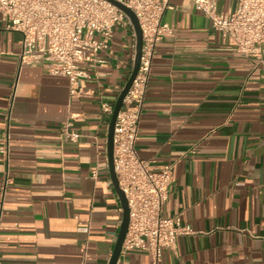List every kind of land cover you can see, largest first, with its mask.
Instances as JSON below:
<instances>
[{"label":"crops","instance_id":"0c3cea01","mask_svg":"<svg viewBox=\"0 0 264 264\" xmlns=\"http://www.w3.org/2000/svg\"><path fill=\"white\" fill-rule=\"evenodd\" d=\"M238 3L219 0V11ZM163 19L173 32L157 47L136 149L172 165L164 215L193 232L159 264H264V44L241 53L193 0H169ZM20 39L0 15V142L16 87L8 185L0 153V264H109L123 208L101 103H116L130 77L133 30L117 28L105 61L86 65L90 77L77 88L91 95L81 97L68 77L21 65ZM68 122L76 140L63 131ZM150 261L122 250L117 264Z\"/></svg>","mask_w":264,"mask_h":264},{"label":"built area","instance_id":"2783aa9c","mask_svg":"<svg viewBox=\"0 0 264 264\" xmlns=\"http://www.w3.org/2000/svg\"><path fill=\"white\" fill-rule=\"evenodd\" d=\"M137 15L143 33L138 73L124 99L114 131V164L120 188L125 192L130 210L125 250L146 251L149 264H159L165 249L174 250L181 235L193 229L179 218L164 215L173 179L172 165L155 166L151 159L138 155L136 143L146 100L152 63L162 39L173 32L164 21L169 0H118ZM198 10L210 20L211 27L245 55H254L264 44V0H239L233 13L219 11V0H193ZM1 20L7 30L21 34L22 64H39L48 72L68 77L75 97L90 92L77 88L90 77L86 65L103 63L99 54L107 51L117 28H131L128 15L109 0H0ZM135 54L133 57L135 58ZM13 92L7 114L6 132L0 142V153L6 158L5 185L10 182V117L15 100ZM115 103H101L103 113L112 116ZM64 133L76 140L78 132ZM98 173L93 170V176ZM88 232V227H85ZM86 248V247H85Z\"/></svg>","mask_w":264,"mask_h":264},{"label":"water","instance_id":"95a60500","mask_svg":"<svg viewBox=\"0 0 264 264\" xmlns=\"http://www.w3.org/2000/svg\"><path fill=\"white\" fill-rule=\"evenodd\" d=\"M116 6H118L121 10H123L128 17L130 18L133 28L136 34V54H135V60H134V66L132 69V72L130 74V77L128 81L126 82L124 88L122 89L120 95L118 96L113 114L111 116L110 125H109V133H108V161H109V168L111 173V178L114 184V187L120 197L122 208H123V218L120 225V231L118 235V239L114 248V251L112 253L111 259L109 261V264H117L118 260L121 256L122 250H123V244L126 238V234L128 232L129 228V222H130V210H129V204L128 199L126 197L125 192L120 188L117 174L115 171V164H114V131H115V124L118 117V114L123 106L124 99L133 83V80L135 79L139 66H140V60H141V54H142V46H143V33L140 26L139 19L135 12L122 2L118 0H109Z\"/></svg>","mask_w":264,"mask_h":264}]
</instances>
